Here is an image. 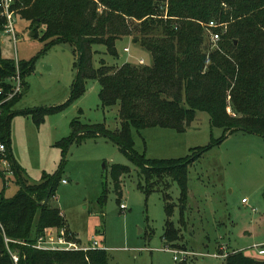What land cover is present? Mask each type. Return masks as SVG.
Returning <instances> with one entry per match:
<instances>
[{
	"label": "trees",
	"instance_id": "trees-1",
	"mask_svg": "<svg viewBox=\"0 0 264 264\" xmlns=\"http://www.w3.org/2000/svg\"><path fill=\"white\" fill-rule=\"evenodd\" d=\"M12 10L29 23L33 37H38L39 26L44 27L39 38L43 43L40 54L58 44L72 46L76 75L64 104L13 111L28 91L25 79L34 71L37 58L18 62L23 91L3 105L0 119L8 146L12 117L30 116L39 126L48 115L83 96L87 81H96L101 107H119V129L110 131L102 123L87 125L73 119L69 136L55 146L64 159L73 143L86 138L100 136L116 144L137 167L138 178L143 182L138 183L141 192L148 197L160 191L166 217L162 239L171 248L179 227L170 222L175 205L165 189L160 188L164 186L163 179L170 177L177 182L179 202L184 203L187 168L203 153L235 131L264 139V0H13ZM209 22H214L216 28L208 29ZM204 28L218 35L215 50L207 52L202 48ZM123 37H131L147 51L151 63L124 64L114 70L100 61L99 67L94 68L91 47L102 45L109 56L117 57L115 44ZM15 70L13 60L0 58V101L9 90L4 80ZM196 112L209 116L211 128L222 129L220 138L212 139L208 146L191 149L189 155L178 160H148L134 150L132 130L159 127L182 133L191 125ZM11 159L20 188L12 198L0 193V222L8 239L28 244H8L18 258L17 264H107L104 249L45 251L31 247L39 237L49 238L60 230L69 235V241L78 245L80 241L68 230L60 210L50 205L62 167L54 175L43 174L40 183L29 185L22 178V169L12 156ZM128 171V167L121 165L110 169L117 202L121 196L120 179ZM103 201L105 191L99 203ZM179 224H184L181 213ZM0 264H14L1 232ZM224 264H264V260L232 251L224 257Z\"/></svg>",
	"mask_w": 264,
	"mask_h": 264
},
{
	"label": "rangeland",
	"instance_id": "rangeland-1",
	"mask_svg": "<svg viewBox=\"0 0 264 264\" xmlns=\"http://www.w3.org/2000/svg\"><path fill=\"white\" fill-rule=\"evenodd\" d=\"M0 19V58L14 63L37 58L34 71L25 79L28 91L12 110L55 107L67 102L76 75L72 46L58 44L40 54L42 25L35 38L29 23L14 15V43L4 31L5 20ZM131 37L116 42L117 57L109 56L104 46L93 45V67L98 68L100 61L114 70L124 64L140 66L139 60L143 66L149 65L151 55ZM203 37L202 48L207 52L215 50L205 28ZM124 48L127 52H123ZM17 67L19 70L18 64ZM99 90V84L89 80L83 96L48 115L39 126L30 116L16 115L8 127L12 157L27 184H38L43 174L54 175L62 167L50 205L60 210L68 230L80 241L79 246L90 247L97 242L98 248L108 254L107 264H179L174 262L171 250L184 255V264H224L225 255L232 251L261 260L251 253L257 251L256 246L264 245V139L235 131L203 153L187 168L184 203L179 202L177 182L170 177L163 179L164 186L160 188L175 205L170 222L179 227L176 241L168 248L162 239L166 217L161 193L156 191L146 197L141 192L137 167L116 144L100 136L86 138L73 143L64 159L55 146L69 136L73 119L87 125L102 123L110 131L119 129V107L102 108ZM222 134V129L210 127L206 113L196 112L182 133L159 127L132 130L133 148L148 160H178L189 155L191 149L208 146ZM113 165L129 168L120 179L118 202L110 174ZM19 188L16 177H9L5 188L0 185V193L12 198ZM102 191L105 201L100 204ZM120 204L125 210L120 209ZM180 213L183 225L179 224ZM38 217L39 213L34 225Z\"/></svg>",
	"mask_w": 264,
	"mask_h": 264
},
{
	"label": "built area",
	"instance_id": "built-area-1",
	"mask_svg": "<svg viewBox=\"0 0 264 264\" xmlns=\"http://www.w3.org/2000/svg\"><path fill=\"white\" fill-rule=\"evenodd\" d=\"M12 5H13V0H0V17L3 18L6 22L4 26V31L8 35L12 36V40L15 43L17 40V37L15 35V31L13 27V24H14L13 18H14L15 12L12 10ZM207 28L208 29L216 28V25L214 22H209L207 25ZM208 29L207 31L209 32V39L211 43L214 46H216V44L219 41V37L217 34L211 33ZM123 52H127V49L124 48ZM138 63L140 65L144 64L142 60H139ZM17 64L18 63L16 61L15 62L16 70H15L14 75L4 80V82L9 86V90L6 93L5 97H3V99L0 101V119L2 118L3 105L5 103L12 101L14 98L18 97L19 95H21L23 91L22 81L20 79V73H19ZM9 177H14L13 163L11 159V153H10L9 146L3 136L1 125H0V185L2 186V188L6 187ZM62 183L65 184L66 182L62 180ZM242 202L246 203L244 199L242 200ZM120 209L122 211L125 210V206L123 204H120ZM0 232L3 237L6 251L8 252L13 263L17 264L18 258L14 254V252L10 250L8 244L15 243V244L23 245V246H28V244L24 241L23 242L22 241H12L8 239L4 234V229H3L1 222H0ZM68 237L69 235H66L64 230H60L58 234L55 236H51L49 238L39 237L36 243L32 245L31 247L37 250H45V251H48V250H51V251H88V250L99 249L98 243L95 241L90 247H80L78 244L72 241H69L67 239ZM255 249H257V251L255 250L251 254L252 255L255 254V258L264 260V245L256 246ZM171 252L174 255L173 257L174 262L181 263L185 259L182 253H179L173 250H171Z\"/></svg>",
	"mask_w": 264,
	"mask_h": 264
},
{
	"label": "crops",
	"instance_id": "crops-1",
	"mask_svg": "<svg viewBox=\"0 0 264 264\" xmlns=\"http://www.w3.org/2000/svg\"><path fill=\"white\" fill-rule=\"evenodd\" d=\"M9 149H10V153H11V147H10V145H9ZM11 156H12V153H11ZM13 158V157H12Z\"/></svg>",
	"mask_w": 264,
	"mask_h": 264
}]
</instances>
